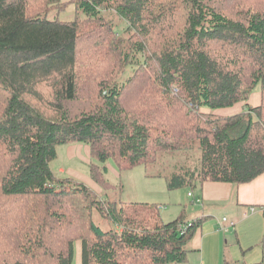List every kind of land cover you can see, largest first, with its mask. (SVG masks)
Returning a JSON list of instances; mask_svg holds the SVG:
<instances>
[{
  "label": "trees",
  "instance_id": "1",
  "mask_svg": "<svg viewBox=\"0 0 264 264\" xmlns=\"http://www.w3.org/2000/svg\"><path fill=\"white\" fill-rule=\"evenodd\" d=\"M30 1L0 0V213L7 209L0 224L11 237L10 249L22 212L13 199L32 196L57 204L39 205L53 221L51 244L44 231L19 228L26 260L13 264H74L77 241L81 264L186 263L202 221H188L184 213L165 222L158 205L116 199L118 186L108 184L106 164L113 159L122 173L170 157L169 172L154 175L166 179L169 191H194L205 182L241 185L263 175L264 12L226 10L220 7L225 0H175L162 11L159 0H78L85 19H101L112 9L133 37L140 29L142 41L124 56L129 62L135 55L128 63L136 68L132 76L122 84H98V107L72 117L64 102H75L80 93L79 25L30 15ZM110 26L117 35L119 25ZM156 33L159 44L149 54ZM219 45L227 53L219 52L221 57ZM45 83L53 84L51 116L34 101L41 100L38 88ZM258 86L262 101L254 107L248 102ZM140 89L128 110L126 96ZM243 103L241 113L223 114ZM70 143L90 146L99 162L91 174L105 185V198L52 170L57 147ZM84 218L85 237L78 235ZM254 264H264V258Z\"/></svg>",
  "mask_w": 264,
  "mask_h": 264
},
{
  "label": "rangeland",
  "instance_id": "2",
  "mask_svg": "<svg viewBox=\"0 0 264 264\" xmlns=\"http://www.w3.org/2000/svg\"><path fill=\"white\" fill-rule=\"evenodd\" d=\"M78 0H31L30 1V15H36L45 13L50 19L60 18L63 21H77L79 25V31L81 39L79 41L77 51V73L80 75V93L79 98L72 103L64 102L68 108L72 117L80 114L84 111H90L101 103V93L98 92V84L110 85L109 79L117 81L120 84L126 82L132 73L136 70L129 62L124 61V56L127 52L132 51V44L136 41H142V36L136 33V37L132 36V32L128 30V24L121 20L116 12L112 9H106L103 11L101 19L90 20L85 15L83 16L76 7ZM175 0H159L158 10H165V7H169ZM226 10L234 11H247L252 9L254 11L264 12V0H238L231 1L225 0L221 6ZM29 10V9H28ZM81 18L83 20H81ZM111 25L117 26V35L111 31ZM155 43L159 44L157 33L153 35V40L148 43L149 54L155 49ZM108 46V48H107ZM224 46L219 45L217 47L218 57L220 53H224ZM228 49V48H227ZM227 52V51H226ZM227 54V53H224ZM53 84L45 83L38 89L40 91L41 100H34L38 103L41 111L48 116L53 115L51 105L55 102V95ZM106 85V86H105ZM141 89L136 92H132L125 98L124 105L128 110H131L132 106L137 103V98ZM260 95V97L258 95ZM255 95V96H254ZM253 99V100H252ZM259 99V104L262 101L261 87L258 86L251 94L249 101H256ZM254 103V102H252ZM252 105V104H251ZM176 160L182 161L184 156L176 154ZM99 164V162L93 157L91 148L87 144L70 143L63 144L57 147V158L51 164L52 170L58 174L59 177H71L76 182H82L90 187L100 197H106L105 185H101L93 180L91 174V167L93 164ZM170 157L165 158L155 165H138L131 170L119 172L116 162L113 159L106 164L108 173L105 178L108 184L117 187L118 191L115 195L116 199H120L124 202L131 203H148L158 205L161 211V216L165 222H171L177 219L181 210L187 205L190 210L195 209L190 203V199L187 197V191L183 190L177 193H170L167 181L165 178L155 177V173L169 172V167L172 165ZM148 167V168H147ZM150 176H149V175ZM157 175V174H156ZM179 193V194H178ZM105 195V196H104ZM27 203L23 206V203L18 198L13 199L15 207L20 218L17 222L15 234L14 246L12 249L9 240L11 237H6L7 232L3 231L2 224H0V259L4 264H13L18 260H26L24 254L25 240L19 239V228L24 230L28 227L32 231H36V235L42 234L47 244H51L48 241L47 235L53 232V221L49 217V212L40 208L39 205H46L52 201L42 199L36 202L32 196L23 198ZM176 200H180L177 202ZM57 204V203H56ZM24 209V210H22ZM72 208L67 207L68 215L71 214ZM7 209H3L0 213L2 216ZM4 219L6 214L3 215ZM96 223H100L103 228L107 227L106 223L100 221V218L95 214ZM57 228V226H56ZM88 221L84 218L82 222V229L78 231L79 236H88ZM52 230V231H51ZM23 232V233H24ZM66 235L70 234V230L65 231ZM9 235V234H8ZM77 234H70V236H76ZM55 239L58 234L53 236ZM6 238V239H5ZM51 241V240H50ZM9 244V245H8ZM33 246V245H32ZM9 249V250H7ZM29 259V258H28ZM35 259L34 262H36ZM82 262V242L77 241L75 243L74 264H81Z\"/></svg>",
  "mask_w": 264,
  "mask_h": 264
},
{
  "label": "crops",
  "instance_id": "3",
  "mask_svg": "<svg viewBox=\"0 0 264 264\" xmlns=\"http://www.w3.org/2000/svg\"><path fill=\"white\" fill-rule=\"evenodd\" d=\"M258 101L248 103L255 107ZM244 106L238 104L223 114L241 113ZM187 197L195 209L185 205L179 216L185 213L188 221L200 220L202 225L184 264H254L264 258V174L241 185L205 182L194 191L188 190ZM225 218L227 222H223ZM230 222L236 226H230ZM221 226L228 230L222 231Z\"/></svg>",
  "mask_w": 264,
  "mask_h": 264
},
{
  "label": "built area",
  "instance_id": "4",
  "mask_svg": "<svg viewBox=\"0 0 264 264\" xmlns=\"http://www.w3.org/2000/svg\"><path fill=\"white\" fill-rule=\"evenodd\" d=\"M189 195L192 196V193H190ZM223 222H227V219H226V218L223 219ZM229 225H230V226H233V227L236 226L235 222H230ZM221 228H222V229H221L222 231H227V230H228L227 228H223V226H221Z\"/></svg>",
  "mask_w": 264,
  "mask_h": 264
}]
</instances>
